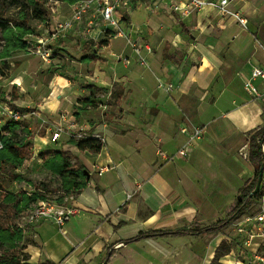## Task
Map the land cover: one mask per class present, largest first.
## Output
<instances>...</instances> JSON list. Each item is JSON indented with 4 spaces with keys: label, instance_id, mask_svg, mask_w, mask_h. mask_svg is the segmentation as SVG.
<instances>
[{
    "label": "crops",
    "instance_id": "0c3cea01",
    "mask_svg": "<svg viewBox=\"0 0 264 264\" xmlns=\"http://www.w3.org/2000/svg\"><path fill=\"white\" fill-rule=\"evenodd\" d=\"M187 1L131 0L120 9V27L134 38L141 36L153 50H142L146 65L139 63L125 37L112 36L107 45L98 47L97 38L104 35L106 25L100 15L94 17V10L89 15L96 22L92 39L85 40L75 31L66 36L78 34L82 48L93 42L87 50L100 59L94 61L90 79L101 77L109 87L117 82L123 94L118 105L83 109L76 103L79 108L71 107L75 116L63 110L54 114L55 120L67 118L61 145H71V122L72 132L85 130L104 141L97 138L99 150L69 148L76 163L85 167L88 184L65 200L76 209L66 233L48 220L32 225L38 245L27 246L30 263L131 264L133 246H169L180 239L209 236L214 232L151 236L127 243L150 230L201 229L226 219L239 188L254 177L256 166L251 160L245 162L238 151L246 141L249 147L247 132L264 129V98H255L244 88L253 68L264 67V0H230L229 9L240 12L246 26L232 15L221 14L214 4L187 15L179 11L181 18L168 14ZM138 2H144L143 10ZM126 15L132 24L142 25L144 34L129 30ZM118 40L121 45L113 48ZM120 54L130 63L116 57ZM33 58L41 60L37 55ZM26 78L21 72L15 75L14 87L23 90ZM65 81L56 76L51 87ZM255 84L264 90L261 80ZM83 91L77 89L76 97ZM59 101L51 98L45 107L53 112ZM39 111L38 116L52 115ZM185 125L202 127L204 134L187 157L170 159L189 139L181 130ZM227 227L215 232L226 233Z\"/></svg>",
    "mask_w": 264,
    "mask_h": 264
},
{
    "label": "rangeland",
    "instance_id": "374dc122",
    "mask_svg": "<svg viewBox=\"0 0 264 264\" xmlns=\"http://www.w3.org/2000/svg\"><path fill=\"white\" fill-rule=\"evenodd\" d=\"M143 3L140 4L138 2L137 7L141 8L144 5ZM68 4L65 0H47L46 6L51 18L38 23L33 21L37 25V32L34 34L42 37L46 36L45 28L49 22L55 18L62 19L69 14ZM186 4L179 10L180 12L183 11L184 15H187L188 11H193L188 1ZM141 10L143 9L141 8ZM179 11H172L168 14L177 13L176 17L181 18ZM22 15L28 18L36 16L35 6L32 5L31 0H0L1 20H20ZM126 17L127 15L125 16V21L129 25L130 31L136 32L138 30L137 34H144L141 24H132L131 20ZM3 34L4 29L0 23V52L6 43ZM31 35L28 34L23 37L27 46L25 49H16L6 57V60H0V66L3 69V72H0V96L3 98L2 100L26 112L33 113L23 123L13 128V140L23 145H28L27 151L24 153L27 156L26 159L21 165L10 164L6 170L0 171V229L11 228L16 234L15 247L10 249L8 244L2 240V232L0 230V255L5 253L8 256L15 257L19 264L30 263L27 246L28 244H38L35 241V230L32 225H25L24 228L19 227V223H25L24 216L26 211L25 209L21 213L13 211L15 195L19 192L31 195L34 192L42 191L41 194L43 196L60 203H66V198L73 193L75 194V192H68L64 188V181L70 179L68 175L63 178L55 171L49 169L47 165L50 160H45L41 154L51 152L50 156H53V152L62 150L69 156L71 164L79 166V163H76L75 160L76 155L71 153L69 148L73 146L77 147L79 151L82 149L75 145V142L70 143V140L69 143L71 145L66 146L65 143L61 145L62 135L59 141L52 142V131L48 130V123H44L43 120L55 121L54 114L58 113L59 110L71 115L73 112L71 107H74L75 110L79 108L76 103H79V100L83 97L90 98V106L99 107L100 105H112L114 92L120 93L121 96L123 94L120 88L115 85L117 82L113 81L114 85L109 87L101 77L90 79L95 70L94 61L84 59L83 55L88 50L87 48H82V42L79 41L78 38L80 37L78 34L71 35L69 38L66 37L67 34L65 37L59 38L58 41L51 43L53 47L51 63L33 58L34 54L28 50L29 44L27 43V40L32 38ZM97 40L99 42L103 40L110 42L112 36L110 34L100 35ZM118 45H121L120 40L112 43L113 48H117ZM20 72L27 77L26 82H23V90L14 87L17 85L12 83L15 80V75ZM59 75L65 77L68 82L57 83V85L55 84L51 87V83ZM62 80V77H58V81ZM77 89L84 90L83 96L76 97L78 96V93L75 92ZM15 90L19 93V98L15 95ZM16 97L17 101L12 102ZM51 98L60 100L58 107L53 112L45 107V104ZM82 108L86 109V106H82ZM40 109L44 112H51L52 115H45L46 117L38 116ZM263 130L258 134L260 138L263 136ZM257 131V129H254L247 132L246 138L251 139V136ZM2 132L4 135L9 134L8 130H3ZM83 132L86 133L85 130ZM74 140L80 141L82 139L74 138ZM245 153L247 154L246 157ZM238 154L245 162L250 163V148L247 146V141L239 149ZM261 183L259 191L252 195V200L248 206L243 208L236 216H233L230 225L226 228V233L221 231L195 239H180L169 243V246H166V244L162 245V243L133 246L131 264H247L249 253L243 247L242 237L237 235L234 224L246 215H254L264 209V171ZM243 186L239 188L236 201L230 207V211L240 199ZM182 225L184 227H193V225L188 223H183ZM220 233L223 236H228V239L224 238ZM70 235L72 234L65 237L68 238ZM119 247L117 245L115 249ZM172 249L175 251L170 252Z\"/></svg>",
    "mask_w": 264,
    "mask_h": 264
},
{
    "label": "built area",
    "instance_id": "2783aa9c",
    "mask_svg": "<svg viewBox=\"0 0 264 264\" xmlns=\"http://www.w3.org/2000/svg\"><path fill=\"white\" fill-rule=\"evenodd\" d=\"M130 1L131 0H77L75 3L70 4L71 12L67 16L62 19L55 18L48 23L45 28L47 33L46 36L31 35L32 38L27 40L29 44L28 50L34 55L39 56L42 61L51 63L53 58L52 42L74 31L80 32L85 40L92 39V27L96 22L93 18H90L89 15L91 14V10H94V17L100 15L102 22L106 25L105 30H103L104 35L110 34V36L125 37L127 45L137 56L139 63L146 65L148 62L142 55V50L146 47L148 52L152 53V48L144 42L141 36L134 38L120 27V22L122 20L120 9L126 6ZM207 4H214L221 14L232 15L240 24L246 26L247 20L241 13L233 12L229 9L230 0H218L215 3H210L209 0L189 1V6L193 9H201ZM175 8L178 11L180 10V6H176ZM82 25H85V27L82 28ZM116 57L122 59L126 64L130 63V58L126 56L120 54L116 55ZM255 80H261L264 84V67H254L251 76L244 82V88L249 94L255 98H264V90L260 89V87L255 84ZM169 88H171V85H169ZM31 114L33 113L26 112L20 108H14L9 102L0 99V149L4 146L1 134L7 125L6 123L9 120L23 122L31 116ZM43 121L44 123H48V130L52 131V142L59 141L62 132L65 130L64 122L67 121L66 116L62 115L60 120L52 122L45 119ZM73 125L74 124L71 122L68 126L71 136L79 139H84L86 137L100 138L104 141L103 137L96 135L89 136L83 132V130L76 133L72 132ZM181 130L188 135L189 139L185 145L170 157V159L187 157L190 147L204 134V128L202 127L189 128L185 125L181 127ZM263 141H261V145L264 150ZM160 153L163 157L168 158L166 154ZM246 156L247 154L245 153V157ZM129 197H131V195H129ZM24 209L26 211L24 216L25 223H19V227L24 228L25 225H35L36 223L48 220L55 223L63 233H66L65 226L67 222L72 215L76 213L75 208L66 203H60L49 198L40 199L36 203L25 206ZM234 226L237 234L242 237L243 247L249 253V261L247 264H264V209L254 215H246L243 219L237 221Z\"/></svg>",
    "mask_w": 264,
    "mask_h": 264
},
{
    "label": "trees",
    "instance_id": "16d2710c",
    "mask_svg": "<svg viewBox=\"0 0 264 264\" xmlns=\"http://www.w3.org/2000/svg\"><path fill=\"white\" fill-rule=\"evenodd\" d=\"M47 0H31L32 5L35 6V12L36 16L27 17L25 15H22L20 20H1L0 23L2 25V28L4 29V39L6 40V43L4 44L1 52H0V60H6V57H8L14 50L16 49H25L26 41L23 39L24 36L28 34H34L37 32V25L33 23V21L41 22L45 21L51 18L50 12L46 6ZM69 4L75 3L77 0H65ZM93 42L87 43L86 48L92 45ZM108 41L103 40L100 42L98 47H102L104 45H107ZM84 59L90 60V61H97L100 59L99 55L94 53H89L88 51L85 52L83 55ZM0 72H3L2 67L0 66ZM114 102L113 105H118L119 100L121 98L120 93L114 92L113 94ZM90 98L83 97L79 100V104L81 106H90L89 103ZM11 104V103H10ZM12 106V105H11ZM12 107L17 108V106L13 105ZM23 122H17L14 120H9L6 124V127L4 129L9 131L8 135H4V133L1 134V138L3 141V148L0 149V171L6 170L8 165L10 164H16L21 165L23 161L26 159V148L28 145H23L21 143L16 142L13 140L12 135L14 134L13 128L17 125L21 124ZM263 129V128H262ZM258 130L254 135H252L250 142H249V148H250V159L256 166V172L252 179L248 180L246 184L241 189V196L238 200L236 206L232 209L230 215L224 219L220 220L211 226L201 228V229H178V230H150L146 233H140L130 239L127 240V243L138 241L140 239H143L145 237H151V236H189V235H200L204 233L209 232H215L224 229L228 225H230L233 216H236L243 208H246L250 201L252 200V192L255 190L258 179H259V172L262 166H264V150L261 145V141L264 139V130H263V136L260 138L258 136L259 132L262 130ZM74 143L81 149H89V150H99L101 147V142L97 138L89 137L84 138L82 140H74V138L70 139V143ZM51 152L49 153H42L41 156L45 160H50L47 167L51 169L52 171H55L58 173L61 177L65 178L67 175L70 178L69 180L64 181V188L68 192H79L81 191L87 184H88V177L87 172L85 171V167L82 165L76 166L75 164H71L70 158L67 155L66 152H63L62 150H57L54 153L53 156H50ZM53 157V158H50ZM42 191L34 192L33 194H22L18 193L14 197V205H13V211L21 213L24 210L25 206L31 205L33 203H36L40 199H47L48 197L43 196L41 194ZM2 234V240L5 241L9 248L12 249L15 247L14 241L16 239V234L14 230H11V228H1L0 229ZM112 256V252L108 253V256L106 258V261H109ZM19 264L15 257H11L6 255L5 253L0 255V264ZM32 264V263H27ZM37 264H59V263H53L49 260L43 262V263H37Z\"/></svg>",
    "mask_w": 264,
    "mask_h": 264
},
{
    "label": "water",
    "instance_id": "95a60500",
    "mask_svg": "<svg viewBox=\"0 0 264 264\" xmlns=\"http://www.w3.org/2000/svg\"><path fill=\"white\" fill-rule=\"evenodd\" d=\"M263 171H264V166H262V168L260 169V172H259V179H258V183H257V186L255 188V190L252 192L251 196L254 194V193H257L261 187V182H262V179H263Z\"/></svg>",
    "mask_w": 264,
    "mask_h": 264
}]
</instances>
